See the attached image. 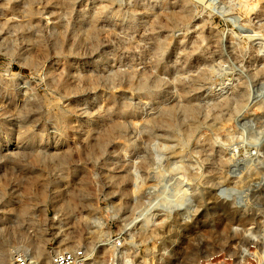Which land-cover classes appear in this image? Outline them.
Segmentation results:
<instances>
[{
  "label": "rangeland",
  "instance_id": "rangeland-1",
  "mask_svg": "<svg viewBox=\"0 0 264 264\" xmlns=\"http://www.w3.org/2000/svg\"><path fill=\"white\" fill-rule=\"evenodd\" d=\"M79 250L264 264V0H0V264Z\"/></svg>",
  "mask_w": 264,
  "mask_h": 264
},
{
  "label": "bare ground",
  "instance_id": "bare-ground-1",
  "mask_svg": "<svg viewBox=\"0 0 264 264\" xmlns=\"http://www.w3.org/2000/svg\"><path fill=\"white\" fill-rule=\"evenodd\" d=\"M64 2H66L68 5H71L75 0H63ZM104 10V8H102V10H100V13L102 12ZM100 13L98 14V16H95V18H94V22H96L97 21V19L99 18V15H100ZM183 17L182 16H180V15H175L174 17H173V20L174 21H179V20H181ZM159 26H161V24H160V22H155L154 23V27L155 28H158ZM98 35H99V33H98V31H97V29L95 28V26L93 25L92 27H91V29L89 30V34L87 35V40H90L91 42H96L97 41V39H98ZM162 48H163V44L161 43V42H157L156 44H155V46H154V52L157 54V56L158 57H160V54H161V50H162ZM185 112H186V114L187 115H193V110H191L190 108H186L185 109ZM165 114L166 115H168V116H171V114H172V112L170 111V110H167L166 112H165ZM170 125H171V123H170ZM114 128L115 127H112L110 130H108L107 131V133L106 134H104V136L103 137H101V139H100V141H99V145H101L102 143H104L107 139H108V137L110 136V134L114 131ZM66 156V155H65ZM65 156L63 157V158H65ZM37 158H40V157H38L37 156ZM62 160H64V159H62ZM42 196V198H44V194L43 195H41ZM24 211H26V209H24ZM36 256H37V259L39 260V262L40 263H42L43 261H44V255H43V253L41 252V251H38V253L36 254ZM2 257H3V254H0V258L2 259Z\"/></svg>",
  "mask_w": 264,
  "mask_h": 264
},
{
  "label": "built area",
  "instance_id": "built-area-1",
  "mask_svg": "<svg viewBox=\"0 0 264 264\" xmlns=\"http://www.w3.org/2000/svg\"><path fill=\"white\" fill-rule=\"evenodd\" d=\"M50 264H88V259L82 250L75 253L63 252L55 254Z\"/></svg>",
  "mask_w": 264,
  "mask_h": 264
}]
</instances>
